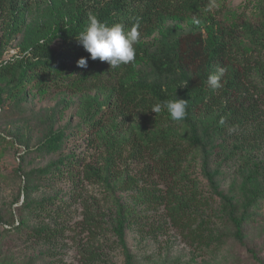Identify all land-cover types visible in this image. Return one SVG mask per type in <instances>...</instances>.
Here are the masks:
<instances>
[{"label": "trees", "instance_id": "16d2710c", "mask_svg": "<svg viewBox=\"0 0 264 264\" xmlns=\"http://www.w3.org/2000/svg\"><path fill=\"white\" fill-rule=\"evenodd\" d=\"M240 5L227 12L226 0H0V106L26 100L33 85L39 94L68 90L80 96L81 126L92 131L100 159L68 156L37 173L68 168L74 179L107 188L113 206L108 222L124 264H136L127 230L149 210H162L194 251L220 254L232 245L264 264L249 229L264 200V0ZM89 12L126 31L139 22L134 62L112 69L90 58L76 39ZM224 12L228 25L218 20ZM171 19L191 25L164 27ZM12 39L18 50L5 59ZM81 57L86 68L77 65ZM218 67L225 73L213 90L207 78ZM178 98L187 100L182 121L150 110ZM64 137L63 131L50 134L40 150H59ZM229 164L235 171L226 187L223 167ZM22 190L15 230L51 241L55 226L31 219L45 212L53 219V199L32 198L29 180ZM105 216L99 209L85 214L89 239L81 264L109 260L92 243L108 227Z\"/></svg>", "mask_w": 264, "mask_h": 264}, {"label": "rangeland", "instance_id": "374dc122", "mask_svg": "<svg viewBox=\"0 0 264 264\" xmlns=\"http://www.w3.org/2000/svg\"><path fill=\"white\" fill-rule=\"evenodd\" d=\"M241 1L226 0L227 12H238L242 8ZM227 12L218 17L222 25L230 24ZM168 25L187 30L191 23L171 19L164 27ZM18 42L12 39L8 43L5 59L16 53ZM28 89L26 100L9 99L0 106V264H81L80 252L89 239L83 222L88 209L104 212L108 226L105 232L93 238L95 241L92 243L106 252L109 257L106 264H124V256L115 245L108 222L113 206L108 199L107 188L100 183L74 179V174L65 167L57 174L37 173L59 158L85 156L87 162L100 159L101 153L93 141L92 131L81 126L80 96L72 95L68 90L39 94L34 85ZM57 131H63L65 135L61 148L53 152L40 150L48 136ZM75 170H80V167ZM234 171L230 164L223 167L222 178L226 187ZM27 180L31 185L32 198L53 199L48 207L53 219L47 216L48 212L31 219L33 225L45 221L55 226L58 235L51 241L35 238L28 230L23 233L15 230L22 215V188ZM126 200L131 201L130 197ZM141 208L137 207L136 213ZM255 217L256 221L249 227L250 239L257 244L264 258V200ZM127 243L136 264H258L242 248L232 245L220 254L194 251L163 219L162 210H149L145 218L132 224L127 230Z\"/></svg>", "mask_w": 264, "mask_h": 264}, {"label": "clouds", "instance_id": "9594fccd", "mask_svg": "<svg viewBox=\"0 0 264 264\" xmlns=\"http://www.w3.org/2000/svg\"><path fill=\"white\" fill-rule=\"evenodd\" d=\"M139 22L130 30H125L122 23H115L109 26L106 22L101 21L98 16L92 12L87 14V26L76 35V39L83 48L90 53V58L109 63L110 68L117 69L121 65H127L135 61L136 48L140 38ZM81 68L87 67V59L81 57L77 61ZM225 69L218 67L217 71L210 74L207 78V85L210 89H218L221 85V78L224 76ZM187 100L178 98L167 100L163 103H156L151 106V111L158 114L166 110L173 121H182L187 115ZM223 124L224 121L222 120ZM229 132L234 131L230 127Z\"/></svg>", "mask_w": 264, "mask_h": 264}]
</instances>
